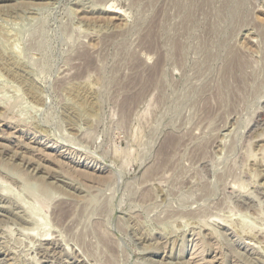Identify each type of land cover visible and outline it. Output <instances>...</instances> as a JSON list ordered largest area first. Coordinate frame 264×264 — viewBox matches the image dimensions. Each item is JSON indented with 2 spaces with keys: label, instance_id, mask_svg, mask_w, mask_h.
Masks as SVG:
<instances>
[{
  "label": "rangeland",
  "instance_id": "374dc122",
  "mask_svg": "<svg viewBox=\"0 0 264 264\" xmlns=\"http://www.w3.org/2000/svg\"><path fill=\"white\" fill-rule=\"evenodd\" d=\"M0 264H264V0H0Z\"/></svg>",
  "mask_w": 264,
  "mask_h": 264
},
{
  "label": "bare ground",
  "instance_id": "6f19581e",
  "mask_svg": "<svg viewBox=\"0 0 264 264\" xmlns=\"http://www.w3.org/2000/svg\"><path fill=\"white\" fill-rule=\"evenodd\" d=\"M110 10V9H109ZM111 11V10H110ZM239 61V60H238ZM234 63V62H233ZM239 64V63H238ZM241 65V64H240Z\"/></svg>",
  "mask_w": 264,
  "mask_h": 264
}]
</instances>
